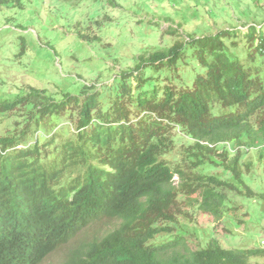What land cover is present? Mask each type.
Masks as SVG:
<instances>
[{"label": "trees", "instance_id": "obj_1", "mask_svg": "<svg viewBox=\"0 0 264 264\" xmlns=\"http://www.w3.org/2000/svg\"><path fill=\"white\" fill-rule=\"evenodd\" d=\"M235 34L220 29L140 55L115 78L113 96L84 84L55 99L30 86L0 102V113L24 122L20 137L0 136V264H40L70 243L63 264H264L254 261L264 245L225 247L214 234L201 240L197 224L206 214L232 234L228 220L244 226L248 215L229 192L264 200L246 183L242 161L256 149L264 176V75L260 64L230 55ZM243 35L249 60L263 59L264 33ZM65 114L77 133L56 153L50 141L13 148L29 125ZM104 217L115 223L110 231L75 242Z\"/></svg>", "mask_w": 264, "mask_h": 264}, {"label": "rangeland", "instance_id": "obj_2", "mask_svg": "<svg viewBox=\"0 0 264 264\" xmlns=\"http://www.w3.org/2000/svg\"><path fill=\"white\" fill-rule=\"evenodd\" d=\"M249 28L264 33V0H0V102L27 94L30 86L44 89L55 99L68 91L78 93L84 84L102 97L113 96L109 91L116 86L115 78L122 70L133 68L140 55L220 29L237 33L226 43L237 42V47L229 48L230 55L249 66L260 64L264 75V58L251 62L247 57L243 34ZM78 32L86 38H80ZM188 62V70L198 69L191 57ZM181 74L185 79L192 77L187 71ZM73 118L68 114L46 117L39 125H29L24 139L32 142L37 137L39 144L50 141L51 151L56 153L61 142L76 134ZM23 126L20 116L0 113V136L19 137ZM181 144L177 142V148ZM242 161L249 164L243 165L249 188L264 192L257 150L245 152ZM208 169L206 166L207 172L221 171ZM223 177L228 175L223 173ZM229 181L244 191L233 178ZM229 194L236 203H243L248 215L245 225L238 226L229 219L233 233L225 235L221 229L224 222L199 214L201 240H206V234H214L225 247L263 246L264 200L242 198L234 191ZM113 224L104 217L87 227L75 242L99 237ZM72 245L52 252L40 264H63ZM254 261L263 263L264 257Z\"/></svg>", "mask_w": 264, "mask_h": 264}, {"label": "clouds", "instance_id": "obj_3", "mask_svg": "<svg viewBox=\"0 0 264 264\" xmlns=\"http://www.w3.org/2000/svg\"><path fill=\"white\" fill-rule=\"evenodd\" d=\"M4 101H7V100H4ZM2 102V101H1ZM28 131V129L26 130V132ZM26 132L24 133V136H25V134H26ZM76 133H77V130H76ZM24 136L22 137V140H20L19 142H17V145H15V146H13V148H18V149H29V148H31L35 143H37V145L38 146H42V145H44L45 143H43V144H39L38 142H37V137H35V139H34V141H32V142H27V141H25V139H24ZM19 137H20V135H19ZM74 137H75V135H74ZM48 142V141H47ZM228 144V143H227ZM0 153H2V150L0 149ZM178 182H179V177H178V174H174L173 176H172V183L174 184V185H176L177 186V184H178ZM108 219V218H107ZM108 220H111V219H108ZM114 225L115 224H113L112 225V228L114 227ZM111 228V229H112ZM111 229H109L108 231H110ZM107 232V231H106ZM105 232V233H106Z\"/></svg>", "mask_w": 264, "mask_h": 264}]
</instances>
